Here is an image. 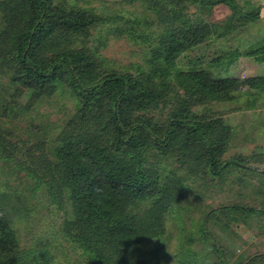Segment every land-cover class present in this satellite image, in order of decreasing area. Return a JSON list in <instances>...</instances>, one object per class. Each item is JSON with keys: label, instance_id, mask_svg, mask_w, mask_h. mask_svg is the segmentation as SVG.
I'll list each match as a JSON object with an SVG mask.
<instances>
[{"label": "trees", "instance_id": "1", "mask_svg": "<svg viewBox=\"0 0 264 264\" xmlns=\"http://www.w3.org/2000/svg\"><path fill=\"white\" fill-rule=\"evenodd\" d=\"M217 1L236 8L231 0ZM248 18L256 15L250 12ZM99 20L90 11L67 9L53 0H0V70L14 86V94H29L25 108L52 94L56 86L67 87L76 101L73 117L56 135L53 147L30 146L25 159L34 166H19L49 187L51 204L61 210L56 230L94 264H144L127 257L130 245L142 236L163 233L162 214L183 197L179 178L162 176L148 162V151L175 154L190 172L203 164L210 174L220 175L229 166L240 165L232 159L222 161L232 134L227 120L203 119L190 109L194 100L226 98L238 79L230 75L234 63L230 53L213 57L207 49L206 57L195 58L190 70L174 68L181 51L201 45L213 33L206 25L187 21L157 35L148 69L140 75L104 68L89 48L72 46L75 37ZM250 47L245 56L264 51V45ZM168 77L182 95L165 123L140 115L175 89L165 81ZM8 147L12 144L0 129V154L7 159ZM7 197L11 199L0 195V264H48L52 256L45 243L19 246L12 228L15 211L12 202L6 205ZM145 199L150 200L144 211L148 223L142 224L128 208ZM200 229L204 231V224ZM248 259L245 264L264 261V254ZM180 264L203 263L182 257Z\"/></svg>", "mask_w": 264, "mask_h": 264}, {"label": "rangeland", "instance_id": "2", "mask_svg": "<svg viewBox=\"0 0 264 264\" xmlns=\"http://www.w3.org/2000/svg\"><path fill=\"white\" fill-rule=\"evenodd\" d=\"M231 1L236 8L217 0H53L67 9L99 16L86 34L73 39L72 46L89 48L104 68L115 72L136 76L146 71L157 35L165 28L183 26L186 21L206 25L213 33L201 45L181 51L175 59V69L190 70L195 58L206 57V49L212 50L213 57L230 53L234 58L230 75L238 79V86L223 99L194 100L190 109L203 119L227 120L232 134L222 161L232 159L240 165L229 166L220 175L210 174L203 164L190 172L177 155L148 151V162L162 176L179 178L183 197L162 214L163 233L142 236L130 245L127 257L144 264H180L182 257L203 264H245L248 258L264 254V212L224 207L264 209V51L245 56L250 46L264 45V0ZM250 12L256 18H248ZM202 61L207 62L206 58ZM8 81L0 70V129L12 144L8 159L0 154V195L11 196L5 203L12 202L14 207L12 228L18 244L26 247L36 241L45 243L52 256L48 264H94L56 230L61 210L51 204L47 184L19 168L34 166L31 159H25L30 146L53 147L54 138L73 117L76 101L67 87L56 86L52 94L32 100L25 108L29 94H14V86ZM165 81L175 89L139 113L158 123H165L182 95L169 77ZM149 202L145 199L128 208L142 224L148 223L144 211ZM202 224L204 231L200 229Z\"/></svg>", "mask_w": 264, "mask_h": 264}]
</instances>
